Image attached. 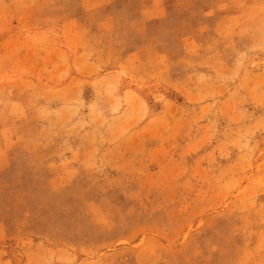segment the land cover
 Returning a JSON list of instances; mask_svg holds the SVG:
<instances>
[{
  "label": "rangeland",
  "instance_id": "rangeland-1",
  "mask_svg": "<svg viewBox=\"0 0 264 264\" xmlns=\"http://www.w3.org/2000/svg\"><path fill=\"white\" fill-rule=\"evenodd\" d=\"M0 264H264V0H0Z\"/></svg>",
  "mask_w": 264,
  "mask_h": 264
}]
</instances>
